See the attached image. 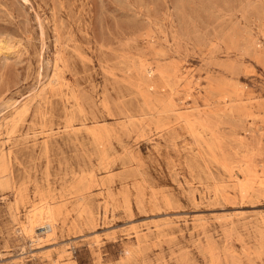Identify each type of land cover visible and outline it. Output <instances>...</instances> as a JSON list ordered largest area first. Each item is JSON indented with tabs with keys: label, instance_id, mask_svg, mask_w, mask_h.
<instances>
[{
	"label": "rangeland",
	"instance_id": "rangeland-1",
	"mask_svg": "<svg viewBox=\"0 0 264 264\" xmlns=\"http://www.w3.org/2000/svg\"><path fill=\"white\" fill-rule=\"evenodd\" d=\"M0 264H264V0H0Z\"/></svg>",
	"mask_w": 264,
	"mask_h": 264
},
{
	"label": "bare ground",
	"instance_id": "bare-ground-1",
	"mask_svg": "<svg viewBox=\"0 0 264 264\" xmlns=\"http://www.w3.org/2000/svg\"><path fill=\"white\" fill-rule=\"evenodd\" d=\"M42 20V19H41ZM13 52V51H12ZM41 73V72H40ZM242 76V75H241ZM8 107V106H7ZM22 111V110H21ZM43 227L47 228L48 230H53L54 229V222L48 218L44 223L42 224ZM33 229V228H32ZM34 232V231H33Z\"/></svg>",
	"mask_w": 264,
	"mask_h": 264
}]
</instances>
